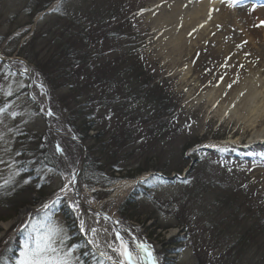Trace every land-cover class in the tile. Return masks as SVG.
I'll use <instances>...</instances> for the list:
<instances>
[{"label": "rangeland", "instance_id": "rangeland-1", "mask_svg": "<svg viewBox=\"0 0 264 264\" xmlns=\"http://www.w3.org/2000/svg\"><path fill=\"white\" fill-rule=\"evenodd\" d=\"M48 1L0 0V55L10 63L0 60V264H19L23 225L45 219L63 228L58 247L73 264H113L80 228L79 214L99 219L96 209L116 218L103 227L119 245L117 233L147 243L158 264H264V102L249 100L251 88L264 100V41L249 33L264 6L230 23L243 25L237 45L217 31L222 22L206 34L183 14L162 23L192 0H51L36 12ZM107 9L119 15L90 29L101 54L87 62L96 43L82 41V27ZM60 42L82 56L67 75L55 69L67 58ZM78 102L86 118L72 114ZM72 116L89 126L83 146ZM67 177L86 192L81 202L44 208Z\"/></svg>", "mask_w": 264, "mask_h": 264}, {"label": "bare ground", "instance_id": "bare-ground-1", "mask_svg": "<svg viewBox=\"0 0 264 264\" xmlns=\"http://www.w3.org/2000/svg\"><path fill=\"white\" fill-rule=\"evenodd\" d=\"M194 1V6L193 8H189L184 10L181 5H176L172 11L170 12L171 15H167V17H165V20L160 19L162 21L163 24H166V27H169L173 24V22L176 21V19L179 17V15H184V19L187 21V19L190 21L188 24H192V28H204L202 31L204 34H206L207 29L210 27H214L217 22H222L223 24H220V27L217 28V31L222 30L221 32H227L226 34V38H230V43L231 44H237V45H243L245 43V41L243 40H235L232 39L234 37L233 34L234 30L236 29L235 26H237V28H242L239 25L235 24V25H231L230 23H232L233 21H237V18L239 17L240 14H242L243 8L244 7H239L237 8V5L240 4L241 2H244V0H226L224 1V3L218 4L217 1H213V0H192ZM183 2V1H182ZM246 2V1H245ZM236 6V7H235ZM251 6V5H250ZM253 7V6H252ZM252 7H250L252 9ZM257 7V6H256ZM211 10H215L217 11L216 15H212ZM218 11H221L220 14H218ZM250 13V11H248ZM213 16L212 20L210 23H205L206 20L210 17ZM179 21H177L178 24ZM203 22V23H202ZM228 24H230L231 26H234V28H228ZM227 26V27H226ZM254 27L256 28L254 31L249 32L251 35L250 40L253 43V38L255 39V37H257L258 39H260L259 41H261V43L264 41V33H262V31L264 32V20L259 19L258 21L254 22ZM214 30L216 29V26L213 28ZM217 42V41H216ZM244 42V43H243ZM181 39H178L176 41V48L177 49H181L182 47L181 45ZM263 44V43H262ZM250 101L253 100L252 103H254V106H258L260 104H262L264 102L262 97H259V93L256 92L255 88H251L250 91ZM258 102L259 105H258ZM264 105V103L262 104ZM261 105V106H262ZM244 108V107H243ZM252 107L249 108V111H251ZM264 137V136H263ZM137 180H129V181H125L124 183H120V187L117 191V194H121L124 193L130 186L134 185L136 183ZM65 191L61 192V189L55 194L53 195V198H57V194L60 195L61 198L67 199L68 201H70L72 204L75 203V199H77L78 196H83L84 191L82 188H80L77 183H75V181L71 178V177H67L63 188ZM99 215V214H98ZM99 219L98 217L96 218L95 214H84V213H80L79 214V219L80 221L83 220L85 222V229H91L94 228L96 230V235L93 236V234L90 231H84L85 234L88 236L89 238V242H91L92 240H95V244L91 243L94 248H96L98 250V252H106L108 253L109 256H112V260H110V262H114L118 259H122L118 253L114 252V249L119 247V243L117 242V240L115 239V237L113 236V234L111 233V231L109 230L110 228L108 227H103V221H107V217L103 216V215H99ZM109 222H111L110 220H108ZM113 222V221H112ZM5 228L8 227L7 224H4ZM97 227V228H96ZM125 241H127L126 239H124ZM129 248L132 250H135V245L129 240L127 241ZM97 245L99 247H97ZM108 245H112V247H108ZM107 258V256H105ZM108 259V258H107Z\"/></svg>", "mask_w": 264, "mask_h": 264}, {"label": "snow or ice", "instance_id": "snow-or-ice-1", "mask_svg": "<svg viewBox=\"0 0 264 264\" xmlns=\"http://www.w3.org/2000/svg\"><path fill=\"white\" fill-rule=\"evenodd\" d=\"M3 111L4 109L0 108V113ZM48 115L51 116L53 113L49 111ZM57 151H63L59 145H57ZM64 191V189H61V192ZM59 200L60 195L57 194V198L52 201V204L59 203ZM72 206L73 208L77 207L75 204ZM43 207L48 208L49 205L45 204ZM80 228L81 231H90L93 236L96 235L94 228L85 229L83 220L80 221ZM23 230L27 234L24 238L19 264H73L71 250L63 251L62 247H58V245L63 244L65 238L64 230L59 224L49 222L47 219L35 222L30 221V227L25 224L23 225ZM116 235L120 238V246L115 248L114 252L118 253L122 259L114 261L113 264H158L151 245L138 243L135 250H132L129 248L128 242L119 233ZM91 243L95 244L96 242L92 240ZM97 247L99 246L97 245ZM108 247H112V245H108ZM101 256H107L109 260H112V256H109L106 252H101Z\"/></svg>", "mask_w": 264, "mask_h": 264}, {"label": "trees", "instance_id": "trees-1", "mask_svg": "<svg viewBox=\"0 0 264 264\" xmlns=\"http://www.w3.org/2000/svg\"><path fill=\"white\" fill-rule=\"evenodd\" d=\"M52 1L50 0V1L46 2V4H44L43 6H41L37 11H41V10L44 11V9H46L47 7H49V5H50V3ZM113 15H117L118 16L119 15V12L118 11H113V10H110V9L109 10L107 9V10H104V12L102 13V16H101L102 17L101 18L102 21H99L98 19L96 20L94 18L89 19V21H87L85 19L86 20L84 22L85 25L82 28H87V29H85L83 31V36H82L83 37V40L82 41H84L85 44L88 43V42H90V44L96 43L95 45H92L91 46V51L85 53V58L84 59H86L87 62H88V60H89L90 57L92 59H94V58L97 59V58H99L97 55H100L101 54V53H99L100 52L99 51L100 49H99L98 44L96 42V41H99L97 39L98 37L95 34H91L90 33V29L95 28V26H97V28H98V26L100 25V23L103 22L105 24V21L106 20H107V22H112L113 20H112L111 17ZM58 28H62V27L58 26ZM68 28H71V26H69ZM89 33H90V35H89ZM88 36L89 37L91 36V38L93 40H91ZM58 39L59 38H57V36H55V42ZM59 45L62 47V52L61 53H64L65 55H67V58H66L65 61H61V60L60 61H56L55 62V69H58L59 72L60 71H66V74L65 75H67L68 73H70L69 70L71 71L72 69H74V68L79 67V66L82 65V64H79V61H77V58L79 59L80 57H82L81 56V52H75V53H73L75 48H74V45H72V43L65 44V43L60 42ZM74 56L76 57L75 60L73 59ZM94 66L95 65H92L91 63H88L87 64V67H89V68H93ZM60 74H63V73L60 72ZM80 104L81 103L78 102V105L79 106H77V110H75L72 114H74L77 111L78 113H80V117L86 118L87 116H89L91 114L90 109H88V107L82 106ZM83 119L80 120V121H78V119L77 118H73V116L71 118V120L74 122V128H75V130L78 132L80 138L85 142L86 141V138H83V136L85 137L84 133H87V130H88V127L89 126L87 124V121L86 120H83ZM79 130H81V132H79ZM120 209H121V207H120ZM120 211L122 212V210H120Z\"/></svg>", "mask_w": 264, "mask_h": 264}]
</instances>
